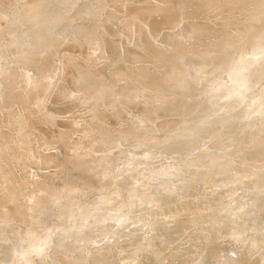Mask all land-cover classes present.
Listing matches in <instances>:
<instances>
[{
  "label": "rangeland",
  "instance_id": "rangeland-1",
  "mask_svg": "<svg viewBox=\"0 0 264 264\" xmlns=\"http://www.w3.org/2000/svg\"><path fill=\"white\" fill-rule=\"evenodd\" d=\"M75 1L78 0H62V2L61 0H0V6L5 8L3 9L5 16L1 18L0 15V63L4 58L3 67L7 64L8 68H13L16 65L28 69L23 75L27 76L26 81L19 89L16 88V91L13 92L15 98L11 100L15 103L14 101L20 99L21 106L17 105L18 107L13 109H9L8 106L0 113V132L5 133L0 138V147L4 146L6 149L0 157V219L4 220L2 223L5 226V228L0 227V237L5 236L4 240L9 241L13 230H18L13 238L21 241L23 247L20 254L17 255V263L233 264L231 260L233 259L237 260L236 264H264V220L262 221L264 219V185H262L264 171L262 174L258 173L260 169H264V160L254 166L247 165L243 171L234 169L236 160H238L236 155L252 151L253 146L256 145L254 139L262 137L264 143V91H260L263 95L258 92L255 98V93L251 95L253 92H247L248 89L245 86L237 84L236 76L232 77L231 81L227 80L224 75L229 61L223 58L220 63L207 68L208 71L202 72L200 76L195 73L200 70L198 66V68H190V72L189 67H186L188 71L184 70L185 74L177 75V77L180 76L178 78L180 82L177 77L174 78L175 76L169 79L162 76L169 68L168 66L177 64V58H180L178 61H181L184 66L186 63H193L192 61L205 60L203 56L206 55L207 50L219 46L220 37L217 35L222 32L221 30H225L220 27V20H211L210 17H207L211 12L200 6L199 3H202L203 0H90L89 5L81 0ZM188 1L189 4L191 3L190 5L187 4ZM14 2H17V9ZM208 2L211 3L210 0ZM194 3L198 5V8L195 7L198 10L192 9ZM92 4H97L98 7L94 14H91L92 8L87 15V10ZM220 5L222 6V4ZM231 6H226V8L229 7L228 9L222 6V11L226 13L229 10L231 12L233 10V6ZM151 9L156 10V13H152ZM158 9L159 12H157ZM189 11L191 16L188 15ZM81 12H84L85 17L79 20L72 18ZM51 15L56 16V18L54 16L52 18L57 20H52ZM225 16L221 17L226 19L230 15L225 14ZM231 16L236 18V14ZM14 17L18 18L14 19ZM58 19H60L59 22ZM228 20L232 22L233 19L230 17ZM12 22H16L15 28H13ZM74 22L76 23L74 24ZM130 22L131 27L129 26ZM47 23L52 24L53 27L57 25L53 28L54 31L57 29L61 31L68 25H73L77 32H74V37L64 36L65 38H63L56 34L58 37L54 35L50 38L46 36L49 27ZM114 23L116 24L113 25ZM228 23L225 24L228 25ZM39 24L40 26H38ZM42 24H45L43 28ZM111 24L114 27H111ZM192 24L194 27L197 26L200 30H204V33H206L207 29L205 28L208 25L212 26V30L216 29L215 34L212 33L209 38L207 37L211 43L205 39L206 43L200 42L201 46H198L199 40L198 42L196 40L197 44L194 41H188L190 40L189 34L193 33L191 31ZM238 25L240 27L241 23ZM50 27L49 31H52ZM90 32L95 33L94 37ZM238 32L240 33V31ZM181 34L184 36L183 38H180ZM232 34L236 35L235 31ZM37 35L43 40H40ZM48 38L49 40H47ZM33 39H37L36 42H38L33 43ZM90 40L95 41L92 43ZM164 40L177 43L179 48L176 46L174 48H177L179 53L175 49L174 52L176 51L178 54L173 51L170 53L164 49V46L170 43L163 45ZM259 40L264 41V36ZM35 43L42 44L38 46ZM20 44L21 47L24 46L22 49H20ZM263 44L264 42L261 43V45ZM213 45L214 47H211ZM240 46L239 48L237 46L236 49H242L244 55L252 59L253 55L262 51L249 47L246 42ZM43 48L47 50L46 53L45 50H42ZM143 49L146 53H143ZM22 54L25 55L22 56ZM159 55H165L166 62L162 60L168 68L158 66L156 62ZM136 56L143 58V62L139 63L136 61L137 59L133 61L132 59ZM104 57L109 62L106 60L107 63H105ZM242 57H244L242 52L235 53L231 60L235 64L240 63ZM166 59L169 63L172 60V64H169ZM28 60L29 63H27ZM16 61H20L19 64ZM115 69L116 72H114ZM110 70H113L111 72L114 74ZM241 70L247 77L252 76L254 72L261 71L254 80L255 83L262 81L264 84V61H261L260 64L254 63L246 68L243 67ZM210 72L212 73L209 74ZM83 75L86 79H83ZM202 75L208 77V80L203 83L199 82ZM28 76H30L29 79ZM54 76L56 78H53ZM212 76H216L218 82L225 81L229 89L217 95L219 94L218 90L207 86ZM104 79L111 83L108 86L119 87L115 92L117 94H106L107 97L105 94L98 95L90 86L94 81L102 82ZM42 80H45L44 83ZM79 80L83 84L81 82L78 84ZM4 82L10 81L5 80ZM32 82L35 83L34 88L29 84ZM53 85L54 87H52ZM84 86L89 88L84 90ZM205 87L210 88L213 92L204 95L201 90ZM254 87L256 88V86ZM44 91L46 94L43 93ZM108 95L111 96L110 99ZM31 96H35L33 97L35 99ZM11 97L10 95L9 99ZM257 98L260 101L254 102ZM117 109L120 111L118 112ZM237 110L240 113L238 115H236ZM14 113H18L22 123L19 121L9 123L10 119L7 118L12 117L13 115L9 114ZM45 122L46 124H43ZM32 124L35 126L34 128ZM22 125H25L27 129L30 128L31 130L28 129V131L31 132H27L25 128L27 134L18 137L17 134L23 127ZM33 131L35 133H32ZM37 132L40 135H37ZM41 134H46L43 136L48 138H44L45 141L42 144L38 143L41 141ZM4 136L7 137L3 138ZM38 136H40L39 139ZM124 137L126 138L124 139ZM23 139H27L25 142L28 144ZM234 140L237 142L235 143ZM24 143L25 145H23ZM73 146L76 151L72 150ZM237 148L239 149L237 150ZM256 148L253 152L257 151ZM78 153L79 155H77ZM73 155L76 158L72 159L75 161V165L72 160L67 159V156ZM43 156L45 158H42ZM17 160L22 161L21 164L18 165ZM40 160L42 161L39 162ZM234 162L235 167H233ZM12 168L13 173L10 174L15 175L7 178L8 181L7 175H5L6 170L10 171ZM17 175L18 178L15 177ZM69 175L71 176L68 177ZM260 175H262L261 179ZM248 176L252 179V191L251 186L247 187L245 182L249 179ZM59 177L61 180L58 179ZM69 179H73V181L78 179L80 183L77 180L74 182L76 185L73 183L69 185L66 183ZM57 180L59 182L54 183ZM18 183L23 187L20 184L18 186ZM249 188L250 190L247 192L245 189ZM85 191L89 194L87 195ZM250 193L255 194L253 199L248 197ZM84 194L87 195L88 200ZM243 194H247L246 198L242 199V202L238 201V195L240 198ZM254 200L256 204L253 203ZM54 204L58 205L55 209L52 208ZM19 210L22 211L21 214H19ZM174 211L175 216L172 213ZM167 212H171L170 216ZM220 212H222L221 215ZM43 217L47 221L53 220L52 224L38 225L37 222ZM56 220L59 223L66 221L67 226L57 227ZM180 225L187 227L184 228ZM241 227L242 231L239 232ZM235 230L236 232H234ZM225 234L229 235L226 237ZM257 238L261 244L256 242ZM10 241L12 244V240ZM100 251L106 253L101 255L103 258L98 255ZM81 252H83L82 255ZM7 253L6 249L1 250L0 256L5 257ZM94 253H97L96 256H98L95 257ZM166 253L167 255H165ZM178 253H181V259H179ZM63 258H65L64 261Z\"/></svg>",
  "mask_w": 264,
  "mask_h": 264
},
{
  "label": "bare ground",
  "instance_id": "bare-ground-1",
  "mask_svg": "<svg viewBox=\"0 0 264 264\" xmlns=\"http://www.w3.org/2000/svg\"><path fill=\"white\" fill-rule=\"evenodd\" d=\"M79 1V0H78ZM78 1H75V2H78ZM83 3H85L86 5H89L88 3L90 2V0H81ZM126 1V0H125ZM176 1V0H175ZM202 1V0H201ZM209 0H203L202 1V3H199L200 4V6H202L203 8H205V10H209L210 12H211V14L209 15V16H207V17H210L211 18V20L212 19H215V20H217V19H219L218 21H219V24L221 25L220 27H223V28H225V30H221L222 32L220 33V34H218L217 36H219L220 37V42H219V46L217 47H214V45L213 46H211V47H214V48H211V50H207L208 52L207 53H205L206 55H204L203 56V58H205V60H198L197 62L196 61H192L193 63H186L185 65L186 66H184V65H182V62L181 61H178V60H180V58H177L178 60H177V64H175L174 63V65L172 64V60H171V64L172 65H170V66H168V67H166V65H165V55H159L158 56V60H157V62L156 63H158V66L159 65H161V66H163L164 68H168L167 69V71H165V73L162 75V76H166L168 79L169 78H171L172 76L174 77V78H176L177 77V75H179V74H185V72H184V70H186V71H188L189 70V72H190V68H196L197 66L200 68V70L198 71V73H197V71H195V73L196 74H198L199 76L202 74V72H207L208 71V69L207 68H209V67H211V66H213L214 67V64H217V63H220L221 62V59L223 58V59H225V60H228L229 61V65L227 64V67H226V73H225V77H226V79L227 80H232L231 78L232 77H235L236 76V81H237V84L238 85H240V86H245V88H247L248 89V91L247 92H253V93H251V95L252 94H254L255 93V98L257 97L256 95L258 94V92H263L264 91V87H263V85L264 84H262L263 82L262 81H259V82H257V83H255V76L257 75V74H259V73H261V71H257V72H254L253 74H252V76L250 75V76H245V72H243V70H241V68H246V67H248L249 65H254V63H258V64H260V62L261 61H264V48H262V47H264V44L263 45H261V43H263L264 41H260L259 39H260V37H263L264 36V0H210L211 1V3L210 2H208ZM35 2V1H34ZM61 2H62V0H61ZM178 2V1H177ZM176 2V3H177ZM180 2V1H179ZM191 2V1H190ZM200 2V1H199ZM14 3H16V9H17V2H14ZM183 3V2H182ZM152 4V3H151ZM178 4V3H177ZM187 4H189V1H188V3ZM191 4V3H190ZM189 4V5H190ZM195 5H196V3H194ZM220 4H222V6L224 7V8H226V6H233V10L230 12L229 10V13H228V11L225 13L224 11H222L223 9H222V6L220 5ZM25 5V4H24ZM35 5V4H34ZM110 5V4H109ZM112 5V4H111ZM185 5H186V3H185ZM193 6V4H192V9H196V10H198L197 8H198V5H196V6ZM5 6V5H4ZM91 7L87 10V15L89 14V12L91 11V9L93 8V11L91 12V14H94V12L96 11V7H98L97 6V4H92V5H90ZM199 6V7H200ZM231 6V7H232ZM15 7V6H14ZM62 7H63V5H62ZM84 7V6H83ZM82 7V8H83ZM133 7V6H132ZM140 7H142V6H140ZM195 7H197V8H195ZM13 8V7H12ZM161 8V7H160ZM229 7H227L226 9H228ZM3 9H5L4 7L2 8V6H0V15H1V18L2 17H4L5 16V12L3 11ZM15 9V10H16ZM24 9V8H23ZM109 9H110V7H109ZM189 10H190V8H188ZM231 9V8H230ZM98 10V9H97ZM123 10V9H122ZM151 10H153V9H151ZM20 11H22V10H20ZM29 11V10H28ZM83 11V10H82ZM109 11V10H108ZM148 11V10H147ZM156 11V10H155ZM154 10L152 11V13L153 12H155ZM160 10L158 9L157 10V12H159ZM162 11V10H161ZM191 11V10H190ZM189 11V12H190ZM193 11V10H192ZM235 11V12H234ZM56 12V11H55ZM110 12V11H109ZM149 12V11H148ZM194 12V11H193ZM15 13V12H14ZM23 13V12H22ZM150 14H152L151 13V11L149 12ZM156 13V12H155ZM195 13H197V12H195ZM200 13V12H199ZM181 14V13H180ZM198 14V13H197ZM225 14H227V16H229V17H227L226 19H224V17H226L225 16ZM233 14V16L236 14V18H233L231 15ZM23 15V14H22ZM182 15V14H181ZM184 15V14H183ZM188 15H190L191 16V12H190V14H188ZM17 16V15H16ZM48 16V15H47ZM47 16H46V18H47ZM54 16V15H53ZM52 15H51V18L53 17ZM122 16V15H121ZM152 16V15H151ZM221 16H224V17H221ZM237 16H239V17H237ZM29 17V16H28ZM55 18H56V16H54ZM58 17V16H57ZM82 17H85V14H84V12L82 13H78V14H75L72 18L73 19H75V20H79L80 18H82ZM123 17V16H122ZM232 18L233 20H232V22L230 21V20H228L229 18ZM11 18V17H10ZM16 18H18V17H16ZM15 17H14V19H16ZM21 18V17H20ZM19 18V19H20ZM46 18H44V19H46ZM54 18V19H55ZM105 18V17H104ZM157 18V17H156ZM53 18H52V20H54ZM86 19V18H85ZM106 19V18H105ZM177 20H178V17L176 18ZM176 19L174 20L175 22H176ZM201 19V18H200ZM1 20H3V19H1ZM21 20V19H20ZM50 20V19H49ZM52 20H50L51 22H53ZM55 20H57V19H55ZM59 20L60 19H58V22H59ZM168 20V19H167ZM48 21V20H47ZM49 21V22H50ZM62 21V20H61ZM119 21V20H118ZM207 21V20H206ZM43 22V21H42ZM57 22V21H56ZM116 22V21H115ZM132 22V21H131ZM131 22H130V27H131ZM168 22V21H167ZM170 22L172 23V21L170 20ZM178 22V21H177ZM202 22V21H201ZM226 22H229L228 23V25L227 24H225ZM13 24H12V26H13V28H15V26H16V22H12ZM38 23H40V22H38ZM43 23H46V22H43ZM65 23V22H64ZM63 23V24H64ZM76 22H74V24H75ZM93 23V22H92ZM170 23V24H171ZM200 23V22H199ZM213 23V22H212ZM239 23H241V25H240V27H239ZM48 24V23H47ZM53 24H56V23H53ZM58 24V23H57ZM62 24V25H63ZM116 23H114L113 25H115ZM132 24H133V22H132ZM168 24L169 26H171V25H173V24ZM190 24V23H189ZM214 24V23H213ZM43 25H45V24H42V28H43ZM61 25V26H62ZM66 25V24H65ZM88 25V24H87ZM91 25V24H90ZM90 25H88V26H90ZM99 25V24H98ZM110 25V24H109ZM196 25V24H195ZM38 26H40V24L38 25ZM48 26L50 27V26H52V24H48ZM55 26V25H54ZM57 26V25H56ZM55 26V27H56ZM69 26V25H68ZM66 27V28H63V29H61V31H58L59 29H57V30H53V28H55V27H50V28H52L51 30L52 31H49V27H48V29H47V27H46V29L48 30V33H47V37H50V38H52L54 35L55 36H63V38H65L64 36H68V37H70V36H72V37H74L75 35H74V32H77V30L75 29L76 27L75 26H73V25H70L69 27ZM133 26V25H132ZM182 26V25H181ZM243 26V27H242ZM41 27H39V28H41ZM103 27V26H102ZM111 27H114V26H112V24H111ZM110 27V28H111ZM186 27V26H185ZM209 27V28H208ZM211 25H208L205 29H207L206 30V33H204L205 31L204 30H200L197 26L196 27H194L193 26V24H192V34H189V38H190V40H188V41H194V43H196L197 44V42H198V40H199V44H198V46H201V43L203 42V43H206V42H204L205 41V39L206 40H208L207 39V37L209 38V35H211L212 33H214L215 34V32H217V30L215 29V30H212L211 29ZM216 27V26H215ZM242 27V28H241ZM60 28V27H59ZM86 28V27H85ZM181 28V27H180ZM191 28V27H190ZM218 28H219V26H218ZM241 28V29H240ZM45 29V30H46ZM79 29V28H78ZM87 29V28H86ZM132 29V28H131ZM220 29V28H219ZM43 30V29H42ZM41 30V31H42ZM44 30V31H45ZM76 30V31H75ZM106 30H110V29H106ZM105 30V31H106ZM186 30V29H185ZM40 31V32H41ZM233 31H235V34L236 35H233L232 33H233ZM238 31H240V33L238 32ZM38 32H39V30H38ZM71 32V33H70ZM79 32V31H78ZM95 32V31H94ZM122 32V31H121ZM200 32V33H199ZM210 32V33H209ZM42 33V32H41ZM80 33V32H79ZM90 33H92V32H90ZM89 33V34H90ZM97 33V32H96ZM129 33V32H128ZM1 34V33H0ZM37 34V33H36ZM39 34V33H38ZM57 34V35H56ZM65 34H68V35H65ZM72 34V35H71ZM95 35V33H92V36L94 37V35ZM74 35V36H73ZM91 35V34H90ZM183 35H185L184 33H183ZM182 34H181V37L180 38H183L184 36H183ZM32 36V35H31ZM57 36V37H58ZM84 36H85V34H84ZM83 36V37H84ZM92 36H90V37H92ZM99 36V35H98ZM127 36V35H126ZM134 36V35H133ZM37 37H40V36H38L37 35ZM46 37V38H47ZM113 37V36H112ZM28 38V37H27ZM33 38V37H32ZM42 37H40V40H43V38L41 39ZM85 38V37H84ZM83 38V39H84ZM173 38V37H172ZM31 39V38H30ZM37 39H39V38H37ZM36 39V40H37ZM59 39V38H58ZM104 39V38H103ZM150 39V38H149ZM156 39V38H155ZM34 40V39H33ZM36 40H34L33 41V43L34 42H36ZM39 40V41H40ZM47 40H49V38L47 39ZM55 40H57V39H55ZM113 40V39H112ZM153 40V39H152ZM167 40V39H166ZM166 40H164V41H166ZM187 40V39H186ZM196 40H197V42H196ZM201 40V41H200ZM215 40V39H214ZM32 41V40H31ZM58 41V40H57ZM68 41V40H67ZM90 41H92V43L95 41V40H90ZM151 40H149V42H150ZM163 41V45H164V43L165 44H168L169 42H170V40L169 41H166V42H164ZM208 41H210V43H211V40L209 39ZM216 41V40H215ZM214 41V42H215ZM38 42V41H37ZM36 42V43H37ZM40 42H42V41H40ZM130 42V41H129ZM177 42V41H176ZM201 42V43H200ZM213 42V41H212ZM244 42H246L247 43V45H249V47H253L254 49H259V50H262L261 52H258L257 54H255V55H253L254 56V58L252 59V58H248V57H246L245 55H244V51H242V49L241 50H238V49H236V47L238 46V48L239 47H241L240 45H242ZM24 43H26V42H24ZM29 43V42H28ZM35 43V44H36ZM43 43V42H42ZM42 43H39V45L38 44H36V45H38V46H41L40 44H42ZM47 43H48V41H47ZM54 43V42H53ZM63 43V42H62ZM151 43V42H150ZM159 43V42H158ZM171 43V42H170ZM168 44V45H165L164 47V49H167L168 50V52H170V53H172V51L174 52V49L176 50L177 48H179V47H177L178 46V44L177 43H175L174 41H172V43L171 44ZM216 43V42H215ZM22 44V43H21ZM21 44H20V47H21ZM30 44H32V43H30ZM44 44V43H43ZM60 44V43H59ZM209 44V43H208ZM207 44V46H209ZM33 45V44H32ZM53 45V44H52ZM71 45V44H70ZM78 45V44H77ZM76 45V46H77ZM80 45V44H79ZM129 45L131 46V44L129 43ZM206 45V44H205ZM262 47H261V46ZM29 46V45H28ZM31 46V45H30ZM38 46H36L37 48H38ZM94 46V45H93ZM116 46V45H115ZM134 46V45H133ZM132 46V47H133ZM177 47V48H174V47ZM196 46V45H195ZM197 46V47H198ZM260 46V47H259ZM24 47V46H23ZM23 47H21L20 49H22ZM43 47V46H42ZM45 47V46H44ZM63 47V46H62ZM71 47V46H70ZM40 48V47H39ZM46 48V47H45ZM45 48H43L42 50H45ZM72 48V47H71ZM129 48V47H128ZM186 48V47H185ZM184 48V49H185ZM48 49V48H47ZM51 49H52V47H51ZM115 49H116V47H115ZM248 49V48H247ZM29 50V52H31L30 51V49H28ZM32 50H33V48H32ZM42 50H41V53H42ZM50 50V49H49ZM69 50V49H68ZM68 50H67V52H68ZM132 50V49H131ZM141 50V49H140ZM144 50V49H143ZM155 50H157V49H155ZM178 50V49H177ZM176 50V51H177ZM238 50V51H237ZM46 51L47 50H45V53H46ZM52 51V50H51ZM64 51H66L65 49H64ZM77 51V50H76ZM129 51H130V49H129ZM136 51V50H135ZM142 51V50H141ZM146 51H147V53H148V50L146 49ZM158 51V50H157ZM156 51V52H157ZM175 51V52H176ZM182 51V50H181ZM25 52H27V51H25ZM25 52H23V53H25ZM116 52V51H115ZM126 52H128V51H126ZM140 52V51H139ZM174 52V53H175ZM178 52V51H177ZM176 52V53H177ZM184 52V51H183ZM240 52H242L243 53V56L244 57H242V60H241V62L240 63H234L232 60H231V58H232V56H233V54H235V53H240ZM38 53V52H37ZM52 53V52H51ZM66 53V52H65ZM70 53V52H69ZM121 53V52H120ZM130 53V52H129ZM133 52L131 51V54H132ZM143 53H146L145 52V50L143 51ZM143 53H141V54H143ZM155 53V52H154ZM173 53V54H174ZM179 53V52H178ZM177 53V54H178ZM31 54V53H30ZM36 54V53H35ZM113 54V53H112ZM122 54V53H121ZM157 54H159V52H157ZM25 54H22V56H24ZM32 55V54H31ZM41 55V54H40ZM145 55V54H144ZM175 55V54H174ZM173 55V56H174ZM33 56V55H32ZM35 56V55H34ZM38 57H39V55H37ZM52 56H53V54H52ZM112 56V55H111ZM129 56H130V54H129ZM133 56V55H132ZM135 56V55H134ZM146 56V55H145ZM177 56V55H176ZM26 57V56H25ZM44 57H46V56H44ZM48 57V56H47ZM54 57V56H53ZM143 57V56H142ZM225 57V58H224ZM238 57V56H237ZM18 58V60H19V57H17ZM42 58V57H41ZM40 58V59H41ZM118 58V57H117ZM169 58V57H168ZM29 59V58H28ZM39 59V60H40ZM109 59H110V57H109ZM130 59V58H129ZM135 59H137L136 61H139V63L143 60V58L141 59V57H135L134 59H132L133 61L135 60ZM165 61H163V60ZM3 60H4V58H3ZM3 60H2V63H3ZM30 60V59H29ZM27 61V63H29L30 61ZM39 60H36L37 62L39 61ZM70 60V59H69ZM104 60L106 61L107 60V58L105 59V57H104ZM111 60H112V58H111ZM110 60V61H111ZM162 60V61H161ZM167 61H168V59H166ZM25 61V60H24ZM33 61H35V60H33ZM41 61V60H40ZM52 61H53V59H52ZM72 61V60H71ZM108 61V60H107ZM107 61L105 62V63H107ZM113 61V60H112ZM231 61V62H230ZM6 62V61H5ZM17 62V61H16ZM18 62H20V61H18ZM17 62V63H18ZM55 62V61H54ZM91 62V61H90ZM109 62V61H108ZM143 62V61H142ZM2 63H0V70H2L1 72H0V74L3 72V74H2V76H0V113H1V111L4 109L5 110V108L6 107H10L9 109H13V108H16V107H18L17 105H19V107L21 106V100L20 99H18V100H16V101H14L15 103H13V101H11L13 98H15V94H13V92L14 91H16V88L17 89H19L23 84H24V82L26 81V77L27 76H23V75H25V72L28 70L26 67H22V66H16V65H14L13 66V68H8L7 67V64H5L4 65V67H3V65H2ZM16 63V64H17ZM46 63H49V62H46ZM113 63V62H112ZM136 63V62H135ZM168 63H169V61H168ZM169 63V64H170ZM178 63H180V64H178ZM194 63H197V64H194ZM19 64V63H18ZM92 64V63H91ZM109 64V63H108ZM114 64V63H113ZM21 65V64H20ZM46 65V64H45ZM54 65V64H53ZM93 65V64H92ZM104 65V64H103ZM111 65V64H110ZM241 65H243V67H241ZM112 66V65H111ZM47 67V66H46ZM160 67V66H159ZM186 67H189V69L187 70V68ZM197 67V68H198ZM28 68H29V65H28ZM48 68V67H47ZM172 68V69H171ZM98 69V68H97ZM107 69V68H106ZM109 69V68H108ZM161 69H162V67H161ZM46 70V69H45ZM50 70V69H49ZM75 70V69H74ZM80 70V69H79ZM160 70V69H159ZM48 71V70H47ZM111 71H113V70H110V72ZM75 72V71H74ZM114 72H116V69L114 70ZM114 72H111L112 74H114ZM193 72V71H192ZM45 73V72H44ZM56 73V72H55ZM107 73V72H106ZM129 73V72H128ZM170 73V74H169ZM194 73V72H193ZM212 72H210L209 74H211ZM242 73V74H241ZM250 73V72H249ZM249 73H248V75H249ZM29 74V73H28ZM27 74V75H28ZM31 74V73H30ZM46 74V73H45ZM52 74V73H51ZM83 74V73H82ZM111 74V75H112ZM132 74V73H131ZM207 74V73H206ZM32 75V74H31ZM30 75V76H31ZM39 75V74H38ZM54 75V74H53ZM97 75V74H96ZM104 75V74H103ZM110 75V74H109ZM138 75V74H137ZM191 75V74H190ZM194 75V74H193ZM204 75V74H203ZM201 76V78L199 79V82H201V83H203V82H205V81H207L208 80V77L206 78L205 76ZM264 75V74H263ZM30 76H28V79H29V77ZM52 76V75H51ZM58 76H60L59 74H58ZM57 76V77H58ZM84 76V77H83ZM82 77H83V79H86L85 78V75H83ZM101 76V75H100ZM105 76V75H104ZM133 76V75H132ZM157 76V75H156ZM197 76V75H196ZM37 77V76H36ZM81 77V78H82ZM102 77V76H101ZM138 77V76H137ZM140 77V76H139ZM180 77V76H179ZM179 77H177V80H178V78ZM205 77V78H204ZM53 78H56V76H54ZM77 78V77H76ZM143 78H145V76H143ZM148 78V77H147ZM174 78H172L173 79V81H174ZM185 78V77H184ZM194 78H195V75H194ZM166 79V78H165ZM181 79V78H180ZM187 79V78H186ZM196 79V78H195ZM7 81V80H9L10 82H7V83H5L4 81ZM38 80V79H37ZM52 80V79H51ZM51 80H49L50 82H51ZM72 80V79H71ZM87 80H89L88 78H87ZM96 80V79H95ZM210 83L207 85L208 87H210L211 89L213 88L214 90H218L217 92H219V94H217V95H220L221 93H223L224 91H226V90H228L229 89V87L227 86V84L225 83V81H222V82H218V81H216V76H212L210 79ZM36 81V80H35ZM40 81V80H39ZM43 81V80H42ZM41 81V82H42ZM45 81V80H44ZM44 81H43V83H44ZM58 81V80H57ZM85 82H86V80H84ZM90 81V80H89ZM89 81H87L88 83H89ZM159 81V80H158ZM179 82H180V80H178ZM38 82V81H37ZM77 82V81H76ZM79 82H81L80 80L78 81V84H79ZM159 82H161V80L159 81ZM163 82V81H162ZM4 83V84H3ZM47 83V82H46ZM49 83V82H48ZM82 83V82H81ZM87 83V84H88ZM91 83V82H90ZM176 83H178L177 81H176ZM13 84V85H12ZM31 86H32V88H34L35 87V83L34 82H32V83H29ZM28 84V85H29ZM41 84V83H40ZM55 84H57L56 82H55ZM54 84V85H55ZM83 84V83H82ZM86 84V85H87ZM97 84V85H96ZM117 84V83H116ZM143 84V83H142ZM4 85V86H3ZM44 85V84H43ZM42 85V86H43ZM54 85L52 86V87H54ZM58 85V84H57ZM108 85H111V83L109 82L108 83V81H107V79H104L102 82H100V81H94L93 83H91V85L90 86H92L93 87V90L98 94V95H103V94H109V95H115V94H117V93H115V92H117L116 90H117V88H119V87H116V86H108ZM256 86V88L254 87V86ZM45 86V85H44ZM48 86V85H47ZM140 86V85H139ZM75 87V86H74ZM78 87H79V85H78ZM121 87V86H120ZM141 87V86H140ZM167 87V86H166ZM208 87L206 88H204L203 90H201L202 91V93L204 94V95H206V94H211L212 92H213V90H211L210 88L208 89ZM253 87H254V89H253ZM258 87V88H257ZM26 88V87H25ZM24 88V89H25ZM49 88H51V87H49ZM80 88V87H79ZM89 88V87H88ZM86 86H84V90H87L88 89ZM163 88H165L164 86H163ZM162 88V89H163ZM28 89V88H27ZM57 89V88H56ZM167 89V88H166ZM166 89H164V90H166ZM47 90V89H46ZM142 90V89H141ZM76 91V90H75ZM79 91V90H78ZM132 91V90H131ZM161 91H163V90H161ZM255 91V92H254ZM160 92V91H159ZM260 92V93H261ZM34 93V92H33ZM36 93V92H35ZM43 93H45L46 94V92L44 91ZM86 93V92H85ZM158 93V92H157ZM62 94V93H61ZM80 94V93H79ZM83 94V93H82ZM12 96L11 97V99H9V96ZM14 95V96H13ZM31 95V94H30ZM38 96H39V94H37ZM50 95V94H49ZM55 95H57V94H55ZM63 95V94H62ZM65 95V94H64ZM108 95V96H109ZM134 95V94H133ZM261 95H263L262 93H261ZM7 96H8V98H7ZM23 96V95H22ZM32 97V96H31ZM33 97H35V96H33ZM32 97V98H33ZM60 97V96H59ZM79 97V96H78ZM106 97H107V95H106ZM110 97L111 96H109V99H110ZM138 97V96H137ZM140 97V96H139ZM143 97V96H142ZM258 97H259V95H258ZM28 98V97H27ZM47 98V97H46ZM52 98H54V97H52ZM51 98V99H52ZM61 98H63V96H61ZM87 98H89V97H87ZM158 98H159V95H158ZM9 99V100H8ZM33 99H35V98H33ZM49 99V98H48ZM56 99V98H55ZM108 99V98H107ZM112 99V98H111ZM239 99V98H238ZM15 100V99H14ZM38 100V99H37ZM43 100V99H42ZM45 100V99H44ZM53 101H54V99H52ZM83 100V99H82ZM105 100V99H104ZM254 100H256V99H254ZM34 101H36V100H34ZM107 101V100H106ZM133 101V100H132ZM158 101V100H157ZM260 100L257 98V100L256 101H254V102H259ZM20 102V103H19ZM56 102V101H55ZM55 102H53V103H55ZM129 102V101H128ZM136 102V101H135ZM253 102V101H252ZM251 102V103H252ZM24 103V102H23ZM38 103V102H37ZM48 103V102H47ZM93 103V102H92ZM134 103V102H133ZM153 103V102H152ZM161 103H162V101H161ZM250 103V102H249ZM35 104H36V102H35ZM46 104V103H45ZM106 104V103H105ZM150 104V103H149ZM131 105V104H130ZM23 106V105H22ZM107 106H108V104H107ZM128 106V105H127ZM133 106H135V105H133ZM152 106V105H151ZM27 107V106H26ZM40 107V106H39ZM44 107V106H43ZM169 107V106H168ZM249 107V106H248ZM22 108V107H21ZM21 108H19V109H21ZM7 109V108H6ZM42 109V108H41ZM71 109V108H70ZM151 109V108H150ZM241 109H243V108H241ZM240 109V110H241ZM251 109V108H250ZM94 110H96V109H94ZM109 110V109H108ZM118 110V109H117ZM151 110H153V109H151ZM245 110V109H244ZM8 111V110H7ZM13 111V110H12ZM120 110H118V112H119ZM154 111V110H153ZM242 111V110H241ZM252 111V110H251ZM250 111V113L252 114V112ZM14 112V111H13ZM12 112V113H13ZM97 112V111H96ZM96 112H95V114H96ZM117 112V111H116ZM149 112H150V110H149ZM10 113V112H9ZM88 113V112H87ZM94 113V112H93ZM152 113V112H151ZM150 113V114H151ZM234 113H235V111H234ZM238 110H237V114L236 115H238ZM242 113H243V111H242ZM241 113V114H242ZM122 114H124V113H122ZM230 114V113H229ZM240 114V113H239ZM250 114V115H251ZM9 115H13L12 117H10V118H7V119H10L9 120V123L12 121V122H14V121H19L20 123H22V121L19 119L20 118V116L18 115V113H14V114H9ZM235 115V116H236ZM56 116V115H55ZM64 116V115H63ZM71 116V115H70ZM231 116H233V115H231ZM52 117H54V116H52ZM57 117V116H56ZM55 117V118H56ZM67 117V116H66ZM65 117V118H66ZM230 117V116H229ZM238 117H240V116H238ZM247 117V116H246ZM60 118V117H59ZM62 118V117H61ZM96 118V117H95ZM113 118V117H112ZM227 118V117H226ZM236 118H237V116H236ZM41 119V118H40ZM94 119V118H93ZM228 119V118H227ZM230 119V118H229ZM112 120V119H111ZM244 120H245V118H244ZM38 121H40V120H38ZM44 121V120H43ZM95 121V120H94ZM94 121H93V123H94ZM101 121V120H100ZM96 122V121H95ZM98 122V121H97ZM103 122V121H102ZM175 122V121H174ZM39 123H41V122H39ZM82 123V122H81ZM172 123V122H171ZM219 123V122H218ZM237 123V122H236ZM29 124V123H28ZM43 124H46V122L45 123H43ZM84 124V123H83ZM82 124V125H83ZM99 124V123H98ZM123 124V123H122ZM138 124V123H137ZM173 124V123H172ZM253 124V123H252ZM79 125V124H78ZM126 125V124H125ZM168 125V124H167ZM235 125V124H234ZM233 125V126H234ZM236 125H238V124H236ZM254 125H256V124H254ZM23 127H21V130H19V132H18V134H17V136L18 137H21V136H24V134H27V133H25L26 131L27 132H31V131H28V129H30V128H28L27 129V127H25V125H22ZM29 126V125H28ZM106 126V125H105ZM104 126V127H105ZM30 127V126H29ZM32 127L34 128L35 126L32 124ZM104 127H103V129H104ZM175 127V126H174ZM237 127V126H236ZM249 127V126H248ZM27 130H26V129ZM37 128V127H36ZM39 128V127H38ZM78 128V127H77ZM82 128V127H81ZM134 128V127H133ZM240 128V127H239ZM238 128V129H239ZM253 128H255V127H253ZM23 129V130H22ZM40 129V128H39ZM79 129V128H78ZM99 129V128H98ZM237 129V130H238ZM26 130V131H25ZM31 130V129H30ZM105 130V129H104ZM139 130H142V129H139ZM64 131V130H63ZM135 131H136V129H135ZM2 132V131H1ZM0 132V138H2V136L3 135H5V133L4 132H2V133H4V134H2ZM39 132V131H38ZM38 132H37V135H40V134H38ZM83 132V131H82ZM85 132V131H84ZM104 132V131H103ZM109 132H110V130H109ZM114 132V131H113ZM235 132V131H234ZM250 132V131H249ZM263 132H264V130H263ZM32 133H35L34 131L32 132ZM45 133V132H44ZM59 133V132H58ZM140 133V132H139ZM138 133V134H139ZM87 134V133H86ZM180 134V133H179ZM231 134V133H230ZM248 134V133H247ZM250 134H251V132H250ZM253 134H255V133H253ZM35 135V134H34ZM42 135V134H41ZM43 135H46V134H43ZM38 136V139H39V137L41 138V141L39 142L38 141V143H43L45 140H44V138L45 139H48V138H46V136ZM61 135V134H60ZM110 136V135H109ZM123 136V135H122ZM126 136V135H125ZM139 136H141V135H139ZM235 136V135H234ZM236 136H238V135H236ZM253 136V135H252ZM5 137H7V136H4L3 138H5ZM48 137V136H47ZM143 137V136H142ZM162 137H163V135H162ZM249 137V136H248ZM122 138V137H121ZM126 137H124V139H125ZM231 138V137H230ZM229 138V139H230ZM109 139V138H108ZM152 139V138H151ZM235 140H236V138H234ZM242 139H243V137H242ZM3 140V139H2ZM27 139H23V141L25 142ZM120 140V139H119ZM135 140V139H134ZM235 140H234V142H235ZM255 141L254 142H256L255 144V146H253L254 148H256L257 149V151H255V152H253V150H255L254 148H253V150L251 151V150H249L248 152L246 151V153H242L241 155H236V159H238V160H236V168H234V169H236V171L237 170H240V171H243V169H246V167H247V165H249V166H254L255 164H258L260 161H262V160H264V143H263V141H262V137H260V138H257V139H254ZM3 141H5V140H3ZM109 141V140H108ZM122 141V140H121ZM124 141V140H123ZM126 141V140H125ZM136 141V140H135ZM195 141V140H194ZM231 141H233L232 140V138H231ZM230 141V142H231ZM242 141V140H241ZM245 141V140H244ZM248 141V140H247ZM27 142V141H26ZM25 142V143H26ZM161 142V141H160ZM159 142V143H160ZM237 142V141H236ZM235 142V143H236ZM21 143H23V142H21ZM25 143L23 144V145H25ZM48 143V142H47ZM128 143V142H127ZM135 143V142H134ZM156 143V142H155ZM157 143H158V141H157ZM156 143V144H157ZM232 144H233V142H231ZM26 144H28V143H26ZM238 145H240V144H238ZM245 145H246V143H245ZM129 146V145H128ZM232 146H235V145H232ZM76 147V146H75ZM74 148V146L72 147V150L74 151H76V148L75 149H73ZM240 148V147H239ZM239 148H237V150L239 149ZM242 149V148H241ZM240 149V151H242ZM4 150H6L5 148H4V146L3 147H0V157L3 155L2 153H3V151ZM71 150V151H72ZM236 150V149H235ZM234 150V151H235ZM72 151V152H73ZM243 151H244V148H243ZM260 151V152H259ZM24 152V151H23ZM65 152V151H64ZM231 152V151H230ZM237 152V151H236ZM20 153V152H19ZM77 153V152H76ZM181 153V152H180ZM232 153V152H231ZM25 154V153H24ZM23 154V155H24ZM72 154V153H71ZM74 154V153H73ZM194 154V153H193ZM192 154V155H193ZM56 155V154H55ZM59 155V154H58ZM76 155V154H75ZM75 155H73V156H67V159H69V160H75L76 158H75ZM77 155H79V153L77 154ZM191 155V154H190ZM215 154H213V156H214ZM231 156H232V154H230ZM229 155V156H230ZM17 156V155H16ZM40 156H42V155H40ZM51 156V155H50ZM60 156V155H59ZM62 156V155H61ZM208 156V155H207ZM216 156V155H215ZM218 157H219V155H217ZM235 156V155H234ZM38 157V156H37ZM48 157V156H47ZM47 157H46V159H47ZM221 157H223V156H221ZM226 157V156H225ZM233 157V156H232ZM245 157V158H244ZM41 158V157H40ZM39 158V159H40ZM42 158H45V156H43ZM41 158V159H42ZM83 158V157H82ZM227 158H229V157H227ZM20 159H21V157H20ZM45 159V160H46ZM53 159H54V157H53ZM66 159V158H65ZM167 159V158H166ZM216 159V158H215ZM218 159V158H217ZM229 159H231V158H229ZM14 160H16V158L14 157ZM22 160V159H21ZM44 160V159H43ZM56 160V159H55ZM72 160V161H73ZM223 160V159H222ZM42 160H40L39 162H41ZM52 161V160H51ZM58 161V160H57ZM61 161V160H60ZM60 161L58 162V164L60 163ZM67 161V160H66ZM220 161H221V158H220ZM219 161V162H220ZM13 162V161H12ZM22 162V161H21ZM21 162H19V160H17V163H18V165L19 164H21ZM38 162V161H37ZM46 162V161H45ZM211 162V161H210ZM14 163V162H13ZM42 163H44V162H42ZM62 163H63V161H62ZM75 163V161H73V164ZM218 163V162H217ZM232 163V162H231ZM49 164V163H48ZM56 164V163H55ZM73 164H71V165H73ZM44 165V164H43ZM61 165V164H60ZM75 165V164H74ZM199 165V164H198ZM234 166L233 167H235V162H234V164H233ZM64 166H66V165H64ZM217 166V165H216ZM57 167H59V166H57ZM168 167V166H167ZM223 167H224V165H223ZM192 168V167H191ZM225 168V167H224ZM61 169V168H60ZM69 169V168H68ZM74 169V168H73ZM154 169V168H153ZM171 169V168H170ZM170 169H169V172H170ZM177 169V168H176ZM180 169V168H179ZM193 169H195V168H193ZM148 170V169H147ZM150 170V169H149ZM223 170H225V169H223ZM249 170H251V169H249ZM253 170V169H252ZM235 171V172H236ZM248 171V170H247ZM246 171V172H247ZM264 171V169H260V171H258V173H260L261 172V174H262V172ZM76 172V171H75ZM181 172V171H180ZM206 172V171H205ZM245 172V173H246ZM5 173V172H4ZM10 173H13V168H12V170H6V174L5 175H7V177H6V179L8 178L9 179V177L11 178V176H14L15 174H10ZM204 173V172H203ZM213 173V172H212ZM9 174V175H8ZM53 174V173H52ZM162 174V173H161ZM166 174V173H165ZM177 174V173H176ZM182 174V173H181ZM240 174V173H239ZM238 174V175H239ZM243 174V173H242ZM247 174V173H246ZM252 174H254L253 173V171H252ZM255 174H256V171H255ZM157 175V174H156ZM173 175V174H172ZM206 175V174H205ZM237 175V174H236ZM259 175V174H258ZM61 178H63L61 175H59ZM71 175H69L68 177H70ZM145 176V175H144ZM143 176V177H144ZM167 176V178H168V175H166ZM174 176H176V175H174ZM179 176V175H178ZM247 176V175H246ZM249 176H250V174H249ZM248 176V177H249ZM256 176V175H255ZM261 176L262 175H260V179H261ZM16 178H18V175L17 176H15ZM52 177V176H51ZM58 178L59 180H61V178ZM235 177V176H234ZM247 177V178H248ZM15 178V179H16ZM72 178V177H71ZM172 178V177H171ZM201 178V177H200ZM246 178V179H247ZM253 178H254V176H253ZM7 179V180H8ZM14 179V178H13ZM189 179V178H188ZM202 179H203V177H202ZM10 180H12V179H10ZM55 180V179H54ZM78 180V179H77ZM76 179H75V181H77ZM200 180V179H199ZM251 178L249 177V179H247V180H245V182L247 183V187H250L251 186ZM9 181V180H8ZM12 181H15V180H12ZM75 181H73V179H69V181H67L66 183L67 184H69V185H71L72 183H73V185H76L74 182ZM80 180H78V182H79ZM127 181V180H126ZM208 181V180H207ZM257 181V180H256ZM52 182H54V181H52ZM56 182H59L58 180L57 181H55L54 183H56ZM65 182V181H64ZM78 182H76L77 184H78ZM95 182V181H94ZM170 182V181H169ZM202 182V181H201ZM63 183V182H62ZM80 183V182H79ZM121 183V182H120ZM123 183V182H122ZM19 184L20 183H18V186H19ZM61 184V183H60ZM63 185H64V183H63ZM98 185V184H97ZM121 185V184H120ZM260 185V184H259ZM262 185H264V181H262ZM20 186H22V184H20ZM163 186V185H162ZM183 186V185H182ZM198 186V185H197ZM23 187V186H22ZM61 187V186H60ZM102 187V186H101ZM103 187H104V185H103ZM103 187H102V189H103ZM115 187V186H114ZM189 187V186H188ZM252 187L253 186H251V191H252ZM21 188V187H20ZM235 188V187H234ZM237 188V187H236ZM246 188V187H245ZM114 189V188H113ZM121 189V188H120ZM20 190H22V189H20ZM122 190V189H121ZM124 190V189H123ZM230 190H232V189H230ZM240 190H241V188H240ZM245 190H247V192H248V190H250V188L249 189H245ZM263 190V189H262ZM197 191V190H196ZM257 191V190H256ZM22 192V191H21ZM119 192V191H118ZM240 192V191H239ZM245 192V191H244ZM250 192V191H249ZM85 193H86V191H85ZM87 194V193H86ZM89 194V193H88ZM87 194V195H88ZM171 194V193H170ZM190 194V193H189ZM227 194V193H226ZM242 194V193H241ZM240 194V195H241ZM247 194H249V193H247ZM246 194V195H247ZM261 194V193H260ZM19 195V194H18ZM87 195H85L84 194V196H85V198H86V196ZM91 195V194H90ZM97 195V194H96ZM177 195V194H176ZM237 195V194H236ZM246 195H242V196H240V198H239V195H238V198L237 199H239L238 201H240V202H242L243 200H244V198H246ZM255 194H251L250 193V195H248V197H252L251 199H253V196H254ZM263 196H264V194H263ZM192 197V196H191ZM19 198V197H18ZM20 198H21V196H20ZM96 198H97V196H96ZM176 198H177V196H176ZM232 198H233V196H232ZM260 198H261V196H260ZM87 199V198H86ZM90 199V198H89ZM243 199V200H242ZM250 199V200H251ZM255 199V198H254ZM79 200V199H78ZM88 200V199H87ZM86 200V201H87ZM183 200V199H182ZM188 200V199H187ZM225 200V199H224ZM16 201H17V199H16ZM21 201V200H20ZM234 201V200H233ZM255 201V200H254ZM258 201V200H257ZM18 203H19V201H17ZM94 202V201H93ZM219 202V201H218ZM262 202V201H261ZM17 203V204H18ZM184 203V202H183ZM231 203V202H230ZM234 203V202H233ZM253 203H255L256 204V201L255 202H253ZM187 204V203H186ZM221 204V203H220ZM254 204V205H255ZM258 204V203H257ZM21 205V204H20ZM184 205V204H183ZM217 205V204H216ZM227 205V204H226ZM37 206V205H36ZM58 205H52V208L53 209H55L56 207H57ZM154 206H155V204H154ZM185 206V205H184ZM203 206V205H202ZM224 206V205H223ZM232 206V205H231ZM199 207V206H198ZM218 207H219V205H218ZM217 207V208H218ZM226 207V206H225ZM241 207V209H242V206H240ZM58 208H60V207H58ZM189 208V207H188ZM197 208V207H196ZM201 208V207H200ZM264 208V207H263ZM182 209V208H181ZM224 209V208H223ZM230 209V208H229ZM58 210V209H57ZM149 210V209H148ZM183 210V209H182ZM211 210V209H210ZM244 210V209H243ZM247 210V209H246ZM245 210V211H246ZM251 210H252V205H251ZM59 211H61L60 209H59ZM136 211V210H135ZM167 211V210H166ZM177 211V210H176ZM208 211V210H207ZM216 211V210H215ZM220 211H221V209H220ZM223 211H225V210H223ZM244 211V213H246ZM18 212V211H17ZM49 213L51 212L50 210L48 211ZM159 212V211H158ZM205 212V211H204ZM250 212H253V211H250ZM22 213V211L21 210H19V214H21ZM134 213V212H133ZM152 213V212H151ZM168 213V212H167ZM169 213H171V212H169ZM169 213H168V215H169ZM173 214L175 213V211L174 212H172ZM187 213V212H186ZM196 213V212H195ZM200 213V212H199ZM221 213L222 212H220V215H221ZM242 213H243V211H242ZM153 214V213H152ZM194 214V213H193ZM206 214V213H205ZM223 214H224V212H223ZM222 214V215H223ZM232 214H235V213H233L232 212ZM252 214V213H251ZM250 214V215H251ZM7 215V214H6ZM149 215H150V213H149ZM172 215V214H171ZM200 215V214H199ZM45 216V215H44ZM170 216V215H169ZM174 216H175V214H174ZM188 216V215H187ZM246 216V215H245ZM159 217V216H158ZM162 217V216H161ZM160 217V218H161ZM173 217V216H172ZM219 217V216H218ZM264 217V216H263ZM169 218V217H168ZM173 218H176V217H173ZM221 218V217H220ZM232 218V217H231ZM235 218V217H234ZM237 218V217H236ZM235 218V219H236ZM246 218H248V217H246ZM254 218V217H253ZM262 218V217H261ZM164 219V218H163ZM170 219H172V218H170ZM249 219V218H248ZM2 218L0 219V224L2 223ZM216 220H217V218H216ZM215 220V221H216ZM220 220V219H219ZM222 220V219H221ZM247 220V219H246ZM260 220V219H259ZM264 219H262V221H263ZM4 221V220H3ZM172 221V220H171ZM237 221V220H236ZM261 221V220H260ZM52 222H53V220L52 221H47V220H45V217H43V218H41V219H39V222H37L38 223V225L40 224V225H49V224H52ZM212 222V221H211ZM214 222V221H213ZM227 222V221H226ZM232 222V221H231ZM241 222V221H240ZM248 222V221H247ZM254 222V221H253ZM56 224H57V227H59V228H61V227H63V226H67V222L65 221V222H61V223H59L58 222V220H56V222H55ZM215 223V222H214ZM217 223V222H216ZM238 223H239V221H238ZM249 223H250V221H249ZM14 224V223H13ZM26 224H28V223H26ZM224 224H226L225 222H224ZM234 224V223H233ZM185 225V224H184ZM211 225V224H210ZM3 227V228H5V226H3V223L0 225V227ZM110 226H111V224H110ZM180 226H183V225H180ZM252 226V225H251ZM95 227V226H94ZM176 227V226H175ZM184 228H186L187 226H183ZM182 227V228H183ZM203 227H205L204 225H203ZM235 227V226H234ZM239 227V226H238ZM96 228H97V226H96ZM99 228V227H98ZM133 228V227H132ZM164 228V227H163ZM179 228V227H178ZM208 228V225H207V227H206V229ZM172 229V228H171ZM170 229V230H171ZM176 229V228H175ZM125 230H127V229H125ZM165 230H167V228H165ZM94 231V230H93ZM97 231H99V230H97ZM101 231V230H100ZM99 231V232H100ZM169 231V230H168ZM242 231V227H241V229H240V231L239 232H241ZM245 231V230H244ZM250 231V230H249ZM17 232H18V230L17 229H14L13 230V234L9 237V238H11L10 240H12V244H10V240L8 241V240H4V239H6L5 238V236H1L0 237V251L1 250H7V254H6V256L5 257H1L0 256V263L1 264H19V263H17V259H18V256L17 255H19L20 254V252H21V250H22V244H21V241H18L16 238H13L16 234H17ZM87 232V231H86ZM170 232V231H169ZM233 232V231H232ZM234 232H236V230L234 231ZM238 232V233H239ZM94 233H95V231H94ZM98 233V232H97ZM133 233V232H132ZM163 233H164V229H163ZM222 233V232H221ZM243 233V232H242ZM264 233V232H263ZM262 233V234H263ZM62 234H63V232H62ZM92 234V233H91ZM96 234V233H95ZM127 234V233H126ZM131 234V233H130ZM165 234H167V233H165ZM173 234H175L174 232H173ZM231 234V233H230ZM234 234H236V233H234ZM98 235V234H97ZM124 235V234H123ZM169 235H171V232H170V234ZM226 235V237L229 235H227V234H225ZM167 236H168V234H167ZM233 236V235H232ZM83 237V236H82ZM225 237V238H226ZM262 237V236H261ZM168 238V237H167ZM240 238V237H239ZM91 239V238H90ZM218 239V238H217ZM227 239V238H226ZM4 240V241H3ZM131 240V239H130ZM5 241H6V243H5ZM132 241V240H131ZM130 241V242H131ZM175 241V240H174ZM256 241V240H255ZM82 242V241H81ZM85 242V241H84ZM125 242V241H124ZM191 242H192V240H191ZM256 242H258L259 244H261L260 243V240H258V238H257V241ZM263 242H264V239H263ZM175 243H176V241H175ZM178 244H179V242H177ZM254 243V242H253ZM56 244V243H55ZM62 244H64V243H62ZM67 244V243H66ZM73 244V243H72ZM83 244V243H82ZM192 244V243H191ZM255 244V243H254ZM76 245V244H75ZM86 245V244H85ZM216 245V244H215ZM249 245V244H248ZM84 246V245H83ZM89 246V245H88ZM172 246V245H171ZM198 246V245H197ZM250 246V245H249ZM255 246V245H254ZM55 247H56V245H55ZM54 247V248H55ZM61 247V246H60ZM63 247V246H62ZM174 247H175V245H174ZM173 247V248H174ZM177 247H178V245H177ZM199 247H200V245H199ZM134 248V247H133ZM176 248V247H175ZM196 248V247H195ZM245 248V247H244ZM78 249V248H77ZM177 249V248H176ZM197 249V248H196ZM257 249V248H256ZM73 250H75V249H73ZM91 250V249H90ZM99 250V249H98ZM83 251V250H82ZM172 251V250H171ZM174 251V250H173ZM172 251V252H173ZM183 251V250H182ZM181 251V252H182ZM85 252V251H84ZM97 252V251H96ZM118 252V251H117ZM165 252V251H164ZM66 253V252H65ZM78 253V252H77ZM106 254L104 251H100V253L98 254L99 255V257L100 258H103V256L101 257V255H104V254ZM83 254V252H81V255ZM90 254V253H89ZM95 254V253H94ZM97 254V253H96ZM96 254H95V257H97L96 256ZM179 255V257H180V254L181 253H178ZM183 254V253H182ZM112 255V254H111ZM110 255V256H111ZM115 255V254H114ZM165 255H167V253L165 254ZM173 255V254H172ZM237 255V254H236ZM61 256H63V255H61ZM73 256H74V254H73ZM92 256V255H91ZM174 256V255H173ZM216 256H218V255H216ZM242 256V255H241ZM244 256V255H243ZM53 257V256H52ZM56 257V256H55ZM105 257V256H104ZM115 257H116V255H115ZM184 257V256H183ZM220 257V256H219ZM219 257H218V259H219ZM60 258V257H59ZM66 258V257H65ZM65 258H63V261H64V259ZM244 258V257H243ZM54 259V258H53ZM62 259V258H61ZM179 259H181V257L179 258ZM178 259V260H179ZM232 261H233V264H236L235 262L237 261V260H233V259H231ZM239 260V259H238ZM16 261V262H15ZM49 261V260H48ZM53 261V260H52ZM67 262H68V260H66ZM70 261H71V259H70ZM101 261V260H100ZM155 261V260H154ZM174 261V260H173ZM243 261V260H242ZM92 262H94V261H92ZM103 262V261H102ZM48 263V262H47ZM101 263V262H100ZM22 264V263H21ZM66 264V263H65ZM71 264H72V262H71ZM156 264V263H155Z\"/></svg>",
  "mask_w": 264,
  "mask_h": 264
}]
</instances>
